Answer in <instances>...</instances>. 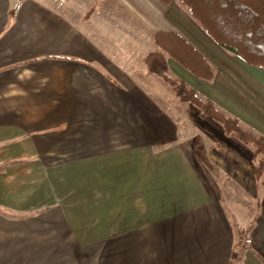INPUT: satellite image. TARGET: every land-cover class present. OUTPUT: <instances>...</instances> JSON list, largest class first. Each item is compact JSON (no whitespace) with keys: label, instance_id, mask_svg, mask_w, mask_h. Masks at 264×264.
I'll return each instance as SVG.
<instances>
[{"label":"crops","instance_id":"1","mask_svg":"<svg viewBox=\"0 0 264 264\" xmlns=\"http://www.w3.org/2000/svg\"><path fill=\"white\" fill-rule=\"evenodd\" d=\"M165 32L215 69L170 74L264 134V68L177 1L0 0V264H264L252 148L138 76Z\"/></svg>","mask_w":264,"mask_h":264},{"label":"trees","instance_id":"2","mask_svg":"<svg viewBox=\"0 0 264 264\" xmlns=\"http://www.w3.org/2000/svg\"><path fill=\"white\" fill-rule=\"evenodd\" d=\"M165 1H177L219 45L248 64L264 68V0ZM156 41L159 49L146 57L149 71L169 83L181 102L198 107L201 118L217 121L227 136L237 137L249 145L253 150L255 177L264 183V134L225 112L185 81L171 76L168 57L203 80H211L215 76L211 63L179 33H158Z\"/></svg>","mask_w":264,"mask_h":264},{"label":"rangeland","instance_id":"3","mask_svg":"<svg viewBox=\"0 0 264 264\" xmlns=\"http://www.w3.org/2000/svg\"><path fill=\"white\" fill-rule=\"evenodd\" d=\"M145 72H138V76H142V77H144V78H148V79H150V81L152 82V83H154L155 84V86L160 90V91H162V92H165L169 97H171L172 99H175L176 98V95H175V92H174V89L172 88V86L169 84V83H167L160 75H158V74H156V73H151V72H146V75H143ZM171 76H173V77H176V76H174L173 74H171ZM171 99V100H172ZM164 105H165V108L166 109H168L169 111H171V112H174V108H173V106H171L170 104H168L167 103V101H165V103H164ZM259 192H260V194H261V196L263 195V193H264V185H262V184H260V189L258 190ZM252 196H254V194H252V193H245V195H244V198H249V197H252ZM228 205V208L232 211V215H233V217L234 218H238V216H239V213L241 214V215H243V213H246V214H250L251 212H247V211H245V212H242V209L244 208V206H241V205H235V204H230V203H228L227 204ZM238 209V212L236 211ZM248 217H249V215H247L246 217H245V220L244 221H246L247 219H248ZM245 223V222H244ZM246 230V229H245ZM238 232V231H237ZM243 232H239V235H240V240H242V242L243 243H245L246 242V236L245 237H243V234H242ZM246 233V232H245Z\"/></svg>","mask_w":264,"mask_h":264}]
</instances>
